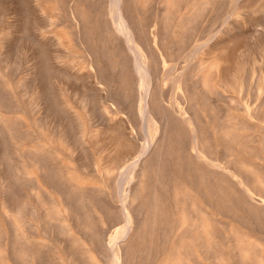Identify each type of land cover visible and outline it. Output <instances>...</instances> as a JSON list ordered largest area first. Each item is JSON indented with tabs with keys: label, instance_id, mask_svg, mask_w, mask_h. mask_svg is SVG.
Returning <instances> with one entry per match:
<instances>
[{
	"label": "rangeland",
	"instance_id": "1",
	"mask_svg": "<svg viewBox=\"0 0 264 264\" xmlns=\"http://www.w3.org/2000/svg\"><path fill=\"white\" fill-rule=\"evenodd\" d=\"M115 263L264 264V0H0V264Z\"/></svg>",
	"mask_w": 264,
	"mask_h": 264
},
{
	"label": "bare ground",
	"instance_id": "2",
	"mask_svg": "<svg viewBox=\"0 0 264 264\" xmlns=\"http://www.w3.org/2000/svg\"><path fill=\"white\" fill-rule=\"evenodd\" d=\"M117 1H118V0H117ZM202 5H203V4H202ZM200 8H202V7H200ZM117 9H118V8H117ZM168 9H169V8H168ZM189 9H190V8H189ZM118 14H119V13H118ZM118 14H117V15H118ZM90 15H91V14H90ZM164 15H165V14H164ZM190 16H191V15H190ZM118 17H119V15H118ZM114 18H115V16H114ZM119 18H120V17H119ZM190 18H191V17H189V19H190ZM166 19H167V17H166ZM192 20H193V19H192ZM96 21H97V20H96ZM180 21H181V20H180ZM125 22H126V21H125ZM182 22H183V21H182ZM182 22H181V23H182ZM185 22H187V21H185ZM190 22H191V20H190ZM115 23H116V22H114V24H115ZM126 23H127V22H126ZM169 23H170V22H169ZM120 24H121V23H120ZM167 24H168V22H167ZM183 24H184V23H183ZM115 25H116V24H115ZM169 25H170V24H169ZM116 26H117V25H116ZM127 26H128V25H127ZM183 26H184V25H183ZM120 27H121V26H120ZM115 29H116V27H115ZM119 29H120V28H119ZM119 29H118V30H119ZM124 29H125V28H124ZM119 31H120V30H119ZM116 32H117V31H116ZM101 33H102V32H101ZM103 33H105V31H104ZM117 33H118V32H117ZM120 33L122 34V32H120ZM120 33H119V34H120ZM128 34H129V33H128ZM183 34H184V33H183ZM183 34H182V35H183ZM184 36H185V35H184ZM126 37H128V36H126ZM128 38H130V41H131V37H130V35H129ZM172 38H173V37H172ZM125 40H126V38H125ZM128 40H129V39H128ZM181 40H182V39H181ZM131 44H133V43H131ZM134 44H135V43H134ZM128 45H129V43H128ZM128 47H129V46H128ZM131 48H132V47H131ZM106 49H107V48H106ZM129 49H130V48H129ZM132 49H133V48H132ZM133 50H134V49H133ZM135 50H136V49H135ZM105 53H106V52H105ZM134 53H135V52H134ZM117 54H118V53H117ZM142 54H144V53H142ZM145 54H146V53H145ZM122 55H123V54H122ZM134 55H135V54H134ZM106 56H107V55H106ZM141 56H142V55H141ZM141 56H140V60H141V58H142ZM111 57H112V56H111ZM137 57H139L138 54H137ZM134 58H135V57H134ZM145 58H148V57H144V59H145ZM111 60H112V59H111ZM135 61H136V60H135ZM143 61H144V60H143ZM146 61H147V60H146ZM139 62H141V61H139ZM139 62H138V61L135 62V63H137V64H135V65H136V68H138V67L141 65V63H139ZM138 63H139V64H138ZM144 63H145V62H144ZM144 63H143V64H144ZM137 65H139V66H137ZM144 65H145V64H144ZM123 66H124V65H123ZM111 67H112V66H111ZM140 67L143 68L142 66H140ZM145 67H146V66H145ZM147 67H148V66H147ZM151 67H152V66H151ZM134 68H135V67H134ZM141 68H138V69H137V72H138V71H141V70H142ZM148 68H149V67H148ZM148 68H147V70L152 69V68H150V69H148ZM113 70H114V69H113ZM135 70H136V69H135ZM143 70H145V68H143ZM141 72H143V71H141ZM138 73H139V72H138ZM138 73H137V74H138ZM144 73H145V71H144ZM118 74H119V73H118ZM145 74H146V73H145ZM142 75H143V73H142ZM147 75H149V72H147ZM119 76H120V75H119ZM143 76H144V75H143ZM137 80H138V79H137ZM143 81H144V80H143ZM143 81H142V82H143ZM136 82H137V81H136ZM138 83H139V82H138ZM144 83H145V82H144ZM144 83H143V84H144ZM146 83H148V82H146ZM141 84H142V83H141ZM139 85H140V84H139ZM141 86H142V85H140V87H141ZM147 86L150 87V84L147 85ZM147 86H146V87H147ZM140 87H139V88H140ZM142 88L145 89L144 86L141 87V90H142ZM150 88H151V87H150ZM141 90H140V91H141ZM151 90H152V88H151ZM140 91H139V92H140ZM147 91H148V87H147ZM152 91H153V90H152ZM121 92H122V91H121ZM143 93H144V92H143ZM150 94H151V93H150ZM143 95H144V94H143ZM148 96L150 97V95H148ZM143 98L146 100V97H143ZM160 99H161V101H164L163 95H160ZM145 100H144V101H145ZM148 100H149V98H148ZM166 101H167V100H166ZM141 105H143V108L145 107V106H144L145 104H144L143 102H142ZM147 105H148V103H147ZM146 107H147V106H146ZM139 108H140V109H139ZM139 108H138V109L141 110V109H142V106L139 107ZM145 109H146V108H145ZM150 109H151V108H150ZM147 111H148V108H147ZM139 112H140V111H139ZM143 112H144V111H143ZM140 113H141V112H140ZM145 114H146V112H145ZM139 115H140V114H139ZM143 115H144V114H143ZM147 116L150 117L149 114H146V116H144V117H147ZM140 117L142 118L143 116L140 115ZM148 117H147V119L145 118L146 122H147V120H151V119H149ZM152 117H153V116H152ZM150 118H151V117H150ZM143 119H144V118H143ZM163 119H165V116L163 117ZM163 119H162V120H163ZM152 120H153V119H152ZM152 120H151V121H152ZM165 120L167 121V123H170V122H171L169 118H168V119H165ZM143 122H144V120H143ZM147 123H148V122H147ZM145 124H146V123H145ZM242 127H243V126H242ZM245 128H246V127H245ZM158 130H159V129H158ZM157 132H158V131H157ZM157 132H156V133H157ZM145 133H146V132H145ZM157 135H158V134H157ZM157 135H156V136H157ZM129 137H130V136H129ZM151 144H152V143H151ZM153 144H154V143H153ZM153 144H152V146H153ZM148 146H151V145H148ZM152 146H151V148H152ZM143 147H144V148H147V147H145V146H143ZM144 148H143V150H144ZM141 150H142V149H141ZM143 150H142V151H143ZM148 150L150 151V149H148ZM148 150H147V151H148ZM147 151H145V152H147ZM149 151H148V152H149ZM145 152L143 151V153H145ZM146 154H149V153H146ZM141 156H142V155H141ZM242 182H243V181H242ZM247 182H248V181H247ZM250 189H251V188H250ZM247 193H248V192H247ZM261 228H262V227H261ZM126 233H127V232H126ZM125 235H126V234H125ZM124 237H125V236H124ZM126 237H127V235H126ZM126 237H125V238H126ZM125 238H123V239H125ZM127 239H128V238H127ZM109 248H110V247H109ZM112 249H113V248H112ZM113 251H114V249H113ZM111 252H112V251H111ZM237 252H238V251H237ZM239 257H240V256H239ZM239 257H238V258H239ZM240 259H241V258H240ZM119 261H120V260H119ZM174 261H175V260H174ZM175 262H176V261H175ZM178 262H179V260H178ZM116 263H119V262L117 261ZM116 263H115V264H116ZM176 263H177V262H176ZM176 263H175V264H176Z\"/></svg>",
	"mask_w": 264,
	"mask_h": 264
}]
</instances>
